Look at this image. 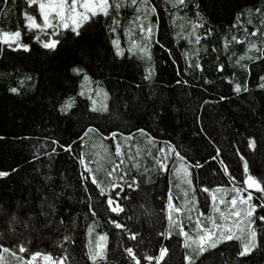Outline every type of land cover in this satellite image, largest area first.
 <instances>
[{"label": "trees", "instance_id": "16d2710c", "mask_svg": "<svg viewBox=\"0 0 264 264\" xmlns=\"http://www.w3.org/2000/svg\"><path fill=\"white\" fill-rule=\"evenodd\" d=\"M117 2L122 4L119 9L115 8ZM150 2L156 12L143 20L137 19L141 13L130 0H109L108 16L93 17L77 38L70 29H59L54 37L46 36L52 29L29 30L24 13L41 18L38 5L28 7L26 0H0V32L19 30L20 42L30 45V50H24L0 42V170L17 169L0 178V243L16 251L15 257L28 259V253H20L15 247L24 242L30 251L51 253L54 258L67 251L65 264H92L87 257L86 224L95 220L93 241L96 234H108L104 264H134L124 251L126 247H133L141 264H157L155 257L161 247L168 251L159 264H189L186 256L192 254L191 249L184 247L179 227H173L171 236L160 235L168 230L169 196L182 209L186 199L183 191L188 192L187 200L192 198L188 185L178 189L176 171L180 160L168 149V141L188 161L203 165L190 168V177L196 188L192 203L206 211L200 216L206 227L210 225L202 218L217 216L211 199L213 190H228L231 199L233 184L246 187L245 160L249 174L264 178V89L257 86L259 77L264 76V0H185V6H173L168 0ZM149 23L153 25L151 39L140 27ZM36 34L41 39H59L60 43L54 51L45 49L35 39ZM114 40L123 55L116 54ZM253 43L256 48L249 47ZM145 47L146 51H141ZM257 56L260 59H250ZM241 65H247V70ZM71 66L85 68L92 81L101 82L109 93V112L90 110L87 96L79 95L83 77L74 74ZM150 68L154 69L151 78L145 79ZM237 82L247 83L249 91L236 94L233 88ZM91 87L95 89L96 84ZM14 88L16 92L11 91ZM221 95L228 99L219 100ZM68 97H75L69 110L71 119L53 108ZM250 106L256 110L255 115ZM154 111L161 112L155 122ZM89 126L100 131L85 136ZM137 128H144L156 138L155 142L142 138L144 134ZM113 131L117 133L115 138L111 136ZM46 137H54L61 144L75 141L72 152L57 146L56 154L49 159L43 155L51 151ZM249 137L255 139V148L248 146ZM117 142L122 157L115 154ZM215 147L221 149L220 158L235 181L225 174L220 158L211 159L216 155ZM161 148L169 157L164 171L158 163L164 155ZM77 155L84 157L103 186L112 179L118 184L137 180L138 189H125L130 199L123 201L124 213L117 216L108 212L97 186L91 182L92 174H88L87 181L81 179L80 174L86 170ZM117 164V173L108 177ZM120 170L127 173L124 180L117 179ZM42 173L53 175L59 185L56 191L63 193L57 214L63 217L74 241L64 242L63 247L59 244L63 227L60 231L42 228V221H37L38 230H31V224L24 227L28 209L21 204L32 193V207L37 208L35 193L43 182ZM85 184L93 194L95 217L85 203ZM203 187L210 191L204 192ZM252 192L255 202L259 194ZM13 213L20 223H9ZM198 214L183 211L173 221L181 222L184 231L195 236ZM110 215L138 232L137 239L130 240L124 230L110 223ZM70 216L74 224H70ZM238 247V240L224 242L195 258V264H264V246L237 258ZM7 255L12 256L0 249V264ZM146 255L153 256V261L148 262Z\"/></svg>", "mask_w": 264, "mask_h": 264}, {"label": "snow or ice", "instance_id": "6c2138e0", "mask_svg": "<svg viewBox=\"0 0 264 264\" xmlns=\"http://www.w3.org/2000/svg\"><path fill=\"white\" fill-rule=\"evenodd\" d=\"M132 5H138L137 10L141 13V16H138L137 19L148 20L150 13L156 12V7L151 4L150 0H130ZM173 6H185V0H168ZM26 4L28 7H32L33 5H38V14L42 17V23H38L36 20V16L32 15L28 12L24 13L25 16V27L29 30L38 29L43 32L45 29H52L50 33H47V37L57 36L58 30L60 28L70 29L75 37L81 36L80 29L83 25L92 20L93 17L102 14L103 16H108L109 0H26ZM122 6L120 2L115 3V8L119 9ZM198 8L199 5H196ZM259 11V10H257ZM199 16V13H197ZM53 21H56L53 23ZM116 21L113 20V24ZM141 30L145 31L147 39H151L153 32V25L149 23L146 27L141 24ZM111 31H115V28H110ZM255 34V33H253ZM21 31L17 30L14 32H0V42L6 43L11 47L15 44L16 48L30 50V45L27 43L20 42ZM35 39L42 44V47L48 50H55L60 43L59 39L53 38H45L41 39L39 34L35 35ZM114 45H117V55H123V52L118 47L117 41H112ZM250 48H256V44H250ZM141 51H146V47L142 48ZM258 51H260L258 49ZM243 59V57H241ZM250 59H260L259 56L250 58ZM239 63V61H237ZM247 70V65H241ZM222 69V66H221ZM71 71L78 75L82 76L83 79L80 82V96H87L88 100L91 102L90 110L93 112H109L108 107V99L109 93L106 89L101 86L100 81H92V78L89 76L87 70L83 67L71 66ZM154 69H148V76L145 79H150L151 74ZM260 83L257 85L259 88L264 89V76L259 77ZM95 83L96 88L93 89L91 84ZM177 83H181V81H177ZM183 83H187V81H183ZM12 92H16L17 89H11ZM233 91L236 94H240L241 92H248L249 88L247 83L241 85L240 83H235ZM93 92L95 95H93ZM227 97L221 95L219 100H226ZM205 103H208L205 101ZM75 104V97H68L67 100H64L62 103H59V107H56V104L53 105L54 110L58 111L63 117L71 119L69 114V110ZM126 106V105H125ZM253 115L256 114V110L251 108ZM161 116V112L154 111L152 115L153 121L159 120ZM264 119V116L261 117ZM100 130L95 127L89 126L87 131H85L84 135L86 136L88 132H99ZM137 131L141 134H144L149 142H155V137L151 136L146 132L144 128H137ZM203 126H201V132H203ZM111 136L115 138L117 133L115 131L111 132ZM3 139V137H0ZM46 140H50V144L48 145L51 148V151H46L43 155H46L51 159L57 152V146L60 147L62 151H67L69 153L72 152V145L75 141L66 142L61 144L60 141L54 137H46ZM79 140L83 141V137H78ZM255 139L249 137L248 146L251 148H255ZM168 149L178 158V160L182 161L180 168L182 170V175L186 178V183L189 186V189L192 192V201H195V192L196 188L193 184V180L189 178L191 173L189 171L192 167H203V165L199 161H188L185 156H182L179 151L176 150L175 145L171 143V141L166 142ZM161 152L164 153L163 157L158 161L159 167L161 171L167 170V165L165 164V160H167L168 153L165 152L163 148L160 149ZM239 152V149H236ZM221 149L219 147H215L216 155L211 157V159L215 160L220 158ZM115 154L117 157H122L123 153L121 150L120 143L115 144ZM34 159L38 158L37 155H34ZM77 160H79L80 164L84 166L85 172L80 174L82 180L87 181L89 179L88 174L91 175L92 184L96 185L98 188V195L102 198L103 202L107 205V210L110 214L115 213L117 216L120 213H124L125 209L123 206V201H127L130 199L128 190H134L139 188V184L135 178L132 179L131 183H122L118 184L116 179H112L109 181L107 186H103L98 181L96 175L93 173V169L88 166L85 162L84 157L82 155H77ZM243 160V156H241ZM123 161L121 160V163ZM220 163L224 165V172L229 176V179L235 181V176L228 172V166L224 164L222 158H220ZM119 169V165H115L111 171L107 173L108 177H113L115 173H117ZM17 169H12L10 171L0 170V178L8 177L12 172H16ZM117 176V179L124 180V177L127 175L126 172H122ZM244 173L245 179L243 180V185L246 187H236L233 184L230 189L234 194L232 195L230 201L224 199V193L228 190L217 188L213 190L211 199L213 201V208L215 212L220 213V219L225 221V223L220 224L217 223L215 216H209L208 222L211 224V227L204 226L200 221V216L203 213H200L196 219V227L197 234L195 236H190L188 232L184 231L182 223H178L173 221L172 212L181 213L184 209L175 207L172 204L171 196L168 198V230L166 233H160V235H168L171 236L173 227H179L180 234L185 238L184 239V247L191 249V255L186 256V259L189 261V264H195V258H198L201 254L206 252L208 249H215L218 245L232 240L239 241V247L236 253L237 258L245 257L262 246H264V215L260 214L264 212V178L257 179L255 176L249 174L248 163L244 161ZM43 182L39 184L36 188V202L37 208L32 207V193H29V200L22 202L21 206H27V216L28 219L25 220L24 227L28 228L29 224H31V230L37 229V221H42L40 227L42 228H54L56 231H60V229L64 228V234L62 235L59 244L63 247L64 242L73 243V238L70 234H68V225H65L63 217L58 218L57 214V204L63 195L62 192H57L56 181L54 180L53 175L48 173H42ZM248 189H255L259 194L258 199L253 201V192L248 191ZM202 190L204 192H209L210 189L208 187H203ZM247 191V196L243 193ZM219 192L221 195L218 197L216 193ZM188 192H185V204L190 203L191 201L187 200ZM84 197L85 203L89 208V212L92 217L97 215L96 210L92 207L93 203V194L88 191L87 185H84ZM217 202L220 204H226L227 212L216 207ZM2 211V209H0ZM189 211H191L189 209ZM232 217L234 219L235 230L232 226H229L227 223L228 219ZM191 220L192 217L189 216ZM70 224H74L75 221L69 217ZM109 221L112 223L117 229H122L128 235L130 240L135 241L138 232L131 231L124 223L120 222L116 218H112L109 216ZM259 222V223H258ZM10 224H18L20 223L18 217L15 213H13L9 217ZM96 227V222L93 220L91 224H86L87 234L89 236L87 243V257L92 262V264H104L107 260V240L108 234H96L95 241H93L92 234ZM3 233H0L2 236ZM30 243V242H29ZM18 248L20 253H28V259H25L23 256L18 257L19 264H36L38 258H42L45 264H65L68 260L67 251L59 258H54L51 253H42L40 251H30L24 242L18 243L15 245ZM0 249H3L4 252H10L12 256H16L17 253L12 248L5 247L3 243H0ZM124 251L128 254L129 260L133 261L134 264H141L140 258L137 256V253L133 250V247H126ZM168 249L166 247H161L159 249V255L155 257L157 264L162 260L167 253ZM154 257L151 255H146V260L148 262L153 261Z\"/></svg>", "mask_w": 264, "mask_h": 264}, {"label": "rangeland", "instance_id": "374dc122", "mask_svg": "<svg viewBox=\"0 0 264 264\" xmlns=\"http://www.w3.org/2000/svg\"><path fill=\"white\" fill-rule=\"evenodd\" d=\"M70 2H71V0H69V3ZM36 20H37L38 23H42V17L41 18L36 17ZM55 22L56 21H53V23H55ZM60 29H63V28H60ZM142 138H146V136L145 135H142ZM181 163H183V162L182 161H179L178 162V167H177V171H176V183L178 184V189L179 190H181L184 187H187L186 178L182 175V170L180 168ZM189 171H190V169H189ZM189 178H191V177H189ZM248 191H250V190L248 189ZM246 192L247 191H244V193H243L245 196H247V194H245ZM183 193L185 194V191H183ZM216 195L219 197L221 195V193L217 192ZM227 196H228V193L225 192L224 193V199L230 201V199ZM171 200H172V204L176 207L175 202L173 201V198H171ZM189 201H191L190 202L191 204L190 203H188V204L183 203L184 212H187V214H190V211H189V209H190L191 211L197 212V214L198 213L199 214L200 213H203L202 216H205L206 215V211H204L202 208L198 207V205L196 206V203L195 202L192 203L193 202L192 201V198ZM216 207L219 208V209H221V210H223V211H225V212H227V206H226V204H220L219 202H217ZM215 213L217 214V216L215 217L217 223H220V224L225 223V221H223V220L220 219V213L219 212H215ZM174 217H177L176 220L179 219L180 213L172 212V218H174ZM194 217H195V215H194ZM207 218L208 217H206V219L205 218H202V219L204 221H208ZM234 219L235 218L230 217L228 219L227 223L229 224V226H232L234 228V230H235ZM178 223H181V222H178ZM209 225L211 227V224L210 223H209ZM17 258L18 257H15V256H11L10 257V255H7V257H4L2 259L1 264H19V261H18ZM40 262H41V264H45V262L42 260V258H38L36 264H40Z\"/></svg>", "mask_w": 264, "mask_h": 264}, {"label": "water", "instance_id": "95a60500", "mask_svg": "<svg viewBox=\"0 0 264 264\" xmlns=\"http://www.w3.org/2000/svg\"><path fill=\"white\" fill-rule=\"evenodd\" d=\"M251 191H255V189H250Z\"/></svg>", "mask_w": 264, "mask_h": 264}]
</instances>
